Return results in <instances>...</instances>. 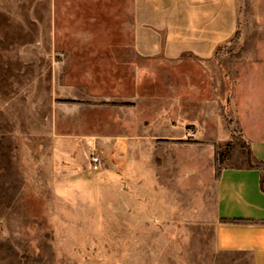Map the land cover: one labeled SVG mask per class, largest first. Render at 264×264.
<instances>
[{"label": "rangeland", "instance_id": "rangeland-1", "mask_svg": "<svg viewBox=\"0 0 264 264\" xmlns=\"http://www.w3.org/2000/svg\"><path fill=\"white\" fill-rule=\"evenodd\" d=\"M133 4L0 0V264H212L216 181L249 107L264 126V0H226L236 33L208 61L136 55ZM185 99L229 140L175 139ZM190 191L205 221L153 217Z\"/></svg>", "mask_w": 264, "mask_h": 264}, {"label": "crops", "instance_id": "crops-1", "mask_svg": "<svg viewBox=\"0 0 264 264\" xmlns=\"http://www.w3.org/2000/svg\"><path fill=\"white\" fill-rule=\"evenodd\" d=\"M134 52L144 59L177 61L185 57L211 60L236 32V21L226 20V0H134ZM213 102V101H212ZM214 103V102H213ZM248 104L244 106V109ZM205 100L185 99L178 102L175 139L187 137L185 129L194 128L195 136L204 139L229 140L219 111ZM193 109L195 118L188 115ZM249 119L243 138L248 141V155L236 151L230 165L221 171L215 185L211 216L216 224L207 240L206 258L212 264H264V193L260 179L264 171V126L257 112L245 111ZM185 187L193 179L184 180ZM153 217H178L192 227L194 219L207 218L193 214V198L185 194L177 201L154 200ZM172 207V208H171ZM163 213V214H162Z\"/></svg>", "mask_w": 264, "mask_h": 264}, {"label": "trees", "instance_id": "trees-1", "mask_svg": "<svg viewBox=\"0 0 264 264\" xmlns=\"http://www.w3.org/2000/svg\"><path fill=\"white\" fill-rule=\"evenodd\" d=\"M236 33V32H235ZM235 35V34H234ZM234 37V36H233ZM260 190L264 193V171L262 173V177L260 179Z\"/></svg>", "mask_w": 264, "mask_h": 264}, {"label": "built area", "instance_id": "built-area-1", "mask_svg": "<svg viewBox=\"0 0 264 264\" xmlns=\"http://www.w3.org/2000/svg\"><path fill=\"white\" fill-rule=\"evenodd\" d=\"M97 163H98V159L95 158L93 159V167L97 169Z\"/></svg>", "mask_w": 264, "mask_h": 264}]
</instances>
